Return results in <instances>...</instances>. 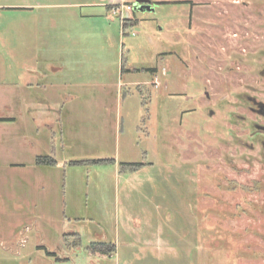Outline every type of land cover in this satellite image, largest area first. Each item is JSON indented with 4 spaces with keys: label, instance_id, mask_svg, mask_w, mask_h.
<instances>
[{
    "label": "rangeland",
    "instance_id": "rangeland-1",
    "mask_svg": "<svg viewBox=\"0 0 264 264\" xmlns=\"http://www.w3.org/2000/svg\"><path fill=\"white\" fill-rule=\"evenodd\" d=\"M127 1L0 0V264H264V0Z\"/></svg>",
    "mask_w": 264,
    "mask_h": 264
},
{
    "label": "crops",
    "instance_id": "crops-1",
    "mask_svg": "<svg viewBox=\"0 0 264 264\" xmlns=\"http://www.w3.org/2000/svg\"><path fill=\"white\" fill-rule=\"evenodd\" d=\"M24 86L27 87V90H29V92L27 91L26 93H22L20 96V100H29L30 102L32 101L34 103H37L34 104V110L33 112H31L32 117L35 116V119L37 117L39 119V122L45 120L47 123L41 122V125L45 126L46 129H50L52 127L55 128L58 120L57 112L59 111L60 103L70 102L71 100H73V95L64 93L63 91L55 92L53 91V89H51L50 86H45L43 88H40L39 92H35L34 89L37 90V87H39L40 85H35L32 82H26L24 83ZM38 119H36L37 123ZM147 243L148 241H146V244ZM117 253L119 252L118 247L116 246L115 254Z\"/></svg>",
    "mask_w": 264,
    "mask_h": 264
},
{
    "label": "flooded vegetation",
    "instance_id": "flooded-vegetation-1",
    "mask_svg": "<svg viewBox=\"0 0 264 264\" xmlns=\"http://www.w3.org/2000/svg\"><path fill=\"white\" fill-rule=\"evenodd\" d=\"M133 1H134V4H135V0H133ZM225 3H226V1H224V0H206L205 1V4L204 5H201V6H204L206 8H210L212 10L216 8L217 13L222 15V13H226L227 12V10L224 8L225 7ZM160 4H179L182 7L183 6L189 7V10H191V11L193 10L194 7H196L195 4H192L191 0H180V1L176 0V1H172V3L168 2V1H164V0H150L147 3H142L140 5V6H143L142 7L143 8V11L141 13L153 12V11H155L157 5H160ZM218 6L221 7V11H220V9H218ZM191 17L192 16L188 14V19L187 20L189 22H190L189 19H191ZM193 32H197V31L196 30H193ZM260 73L262 75H264V66L261 69ZM248 99L249 100H252V102H253V99L252 98L249 97ZM261 107H262V109L264 111V105L261 104ZM260 126L263 127V125H260ZM257 129H258V131H255L252 136L255 139H257V140L260 137L261 139L259 141H261V145L264 147V132H261V130H264V129H261L259 126H257Z\"/></svg>",
    "mask_w": 264,
    "mask_h": 264
},
{
    "label": "trees",
    "instance_id": "trees-1",
    "mask_svg": "<svg viewBox=\"0 0 264 264\" xmlns=\"http://www.w3.org/2000/svg\"><path fill=\"white\" fill-rule=\"evenodd\" d=\"M7 120H15L14 118H8ZM38 161L43 164L53 165L56 163V160L51 156H40L38 157ZM125 168L131 172L138 171L141 169L145 163H123ZM78 237V236H77ZM80 238V237H79ZM78 238V239H79ZM102 245V248H101ZM100 245L99 251L104 255H111L116 251V245L114 243H102Z\"/></svg>",
    "mask_w": 264,
    "mask_h": 264
},
{
    "label": "built area",
    "instance_id": "built-area-1",
    "mask_svg": "<svg viewBox=\"0 0 264 264\" xmlns=\"http://www.w3.org/2000/svg\"><path fill=\"white\" fill-rule=\"evenodd\" d=\"M113 9L119 11L122 14L123 10L132 11L133 5L129 4L127 0H112Z\"/></svg>",
    "mask_w": 264,
    "mask_h": 264
},
{
    "label": "water",
    "instance_id": "water-1",
    "mask_svg": "<svg viewBox=\"0 0 264 264\" xmlns=\"http://www.w3.org/2000/svg\"><path fill=\"white\" fill-rule=\"evenodd\" d=\"M150 0H135V4H134V9L136 11L142 12L143 11V6H140L142 3H147Z\"/></svg>",
    "mask_w": 264,
    "mask_h": 264
}]
</instances>
